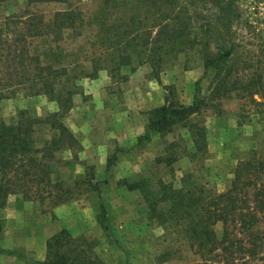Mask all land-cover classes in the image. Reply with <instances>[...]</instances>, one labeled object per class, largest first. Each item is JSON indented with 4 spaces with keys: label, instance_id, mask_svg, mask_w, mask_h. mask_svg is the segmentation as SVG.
I'll list each match as a JSON object with an SVG mask.
<instances>
[{
    "label": "rangeland",
    "instance_id": "374dc122",
    "mask_svg": "<svg viewBox=\"0 0 264 264\" xmlns=\"http://www.w3.org/2000/svg\"><path fill=\"white\" fill-rule=\"evenodd\" d=\"M69 8L79 12L81 25L62 27L58 33L47 28L58 11ZM177 12L183 22H190L189 39L180 38L168 53L162 52L159 65H138L151 46L147 40L158 38L157 23ZM124 36L141 53L121 65L126 51L113 46L124 44ZM225 47L231 55L218 60ZM206 57L213 61L208 70ZM48 65L67 66L56 86L64 93L70 90L72 106L58 119L69 129L88 123L101 134L106 127L119 130L118 122L130 112L139 110L149 117L168 96L191 104L198 91L207 97L220 79L225 80V94L207 98L199 112L153 132L149 139L140 140L143 133L132 145L89 150L81 161L73 158L78 148L79 156L84 155L80 147L57 151L49 174L62 186L54 188L55 194L72 192L67 201L27 199L21 193L9 197L28 204L31 209L25 214L37 221L61 215L74 236L94 242L106 264L202 262L204 251L195 237L199 210L231 186L239 163L264 161V0H150L144 5L138 0L126 5L105 0H0V121L62 113L56 99L32 93L39 67ZM220 68L222 74L217 75ZM35 128L40 145L55 133L50 124ZM198 130L205 136L199 144ZM115 153L108 170V159ZM90 156L96 164L87 163ZM91 176L101 181L99 192L88 184ZM257 176L264 180L263 170ZM244 193L239 206H253L252 188ZM101 203L116 242L99 222ZM5 214L2 210L4 227ZM258 227V256L235 255L228 264H264V219ZM211 228L222 236V222Z\"/></svg>",
    "mask_w": 264,
    "mask_h": 264
},
{
    "label": "trees",
    "instance_id": "16d2710c",
    "mask_svg": "<svg viewBox=\"0 0 264 264\" xmlns=\"http://www.w3.org/2000/svg\"><path fill=\"white\" fill-rule=\"evenodd\" d=\"M35 1H56V0H35ZM116 5L130 3L131 0H105ZM140 3L147 4L150 0H138ZM156 3V0H151ZM78 11L69 8L64 11H58L55 14L52 23L47 24V28L55 30L58 33L62 27H76L81 25L83 21L78 17ZM158 38L154 41L147 40L146 45H151L144 52V58L140 59L138 65L142 63H152L154 66L159 65L162 59V52L168 53L173 47L176 40L180 38L189 39L186 30L190 26V22H183L181 15L172 14L165 15L160 22ZM124 44L114 43L118 52L125 50L121 54L120 64H129L131 56L139 52L136 50L137 44H131L129 38ZM113 40L112 38H110ZM109 39V40H110ZM56 40V39H55ZM162 41L161 43H158ZM179 42V41H178ZM190 42V41H189ZM112 43V42H111ZM156 43V44H155ZM154 44V45H153ZM130 48L131 51L127 49ZM223 52L219 54L218 60L225 59L231 55V49L223 48ZM133 53V54H131ZM141 53V52H139ZM206 57L205 69L208 70L211 61ZM137 66V65H136ZM136 66H131L135 69ZM41 70L31 89H36L33 94L45 93L50 95L52 99H56L62 113L55 112L49 114L45 118L22 117L13 123L0 121V236L4 229V220L1 216L2 209L6 206L11 194L21 193L27 199L56 197L57 203L67 201L72 197V193L55 194L54 188H62L60 182H53L49 174V168L55 163L56 152L64 148L79 147L78 141L69 127L61 120L60 114H64L72 106V94L70 90L63 92V88H57V79L67 73V66L54 67L48 65L46 68L39 67ZM48 70L42 74V70ZM221 68L217 75H221ZM39 85V86H37ZM229 87L225 80H219L218 84L212 89L209 96L204 97L198 93L195 95L191 104H181L175 99L168 96L163 105L155 107L149 111V121L146 131L140 140L149 139L153 132H163L170 128L177 120H181L194 112H199L206 104L207 98H213L225 94ZM36 124H50V128L55 132L44 141L43 145L38 143L35 137ZM200 140L204 134L198 130ZM116 153L110 157L107 162L109 170L116 160ZM78 161L77 153L74 157ZM58 161L69 162L70 160L60 159ZM264 161L257 162H241L235 168V176L231 186L224 192L214 196L209 207L205 210L200 209L196 222V239L198 246L202 252V262L199 264H228L235 260V255H248L249 258L258 256V248L261 244V230L258 227L259 222L264 219V180L258 178V174L264 173L262 168ZM255 173V174H254ZM256 175V176H253ZM92 189L100 191L101 181L94 177L87 181ZM252 188L253 206L241 207V194H246ZM107 212L103 205L100 204L99 222L104 228L107 236L114 240L109 222L106 221ZM222 222L223 233L218 236L215 229L211 228L216 223ZM207 223V224H206ZM209 223V228H208ZM211 225V226H210ZM231 225L233 227H231ZM238 226V228H236ZM262 238V237H261ZM96 244V243H95ZM221 250V254L217 253ZM0 251H6L0 246ZM208 253L211 255L209 256ZM223 260H216L217 257ZM241 256V257H242ZM244 264H248L245 260ZM35 264H106L100 253L95 249L94 242L88 240L84 235L74 236L67 229H63L48 238L46 242V256L41 261H35Z\"/></svg>",
    "mask_w": 264,
    "mask_h": 264
},
{
    "label": "crops",
    "instance_id": "0c3cea01",
    "mask_svg": "<svg viewBox=\"0 0 264 264\" xmlns=\"http://www.w3.org/2000/svg\"><path fill=\"white\" fill-rule=\"evenodd\" d=\"M125 118V120L118 122L121 125L119 130L106 127L102 131L103 134L88 123L70 128L78 141L80 150L82 149L84 153V155L79 156L78 148L79 161L88 157L86 153L89 150H101L105 147H114L115 144L120 147L132 145L138 136L145 133L149 121L147 114L135 110L130 112V116L126 114ZM90 157L91 159L87 160V163L96 164L97 161L93 160L94 156ZM26 209H31L28 204L10 199L2 209L4 214L6 213L7 225L0 236V246L6 250L0 251V264H35V261H41L45 258L46 242L49 237L63 229H67L73 235L70 226L64 225L61 215H58V219L55 220L44 219L43 221L41 218V221H37L38 217L32 219L25 214ZM56 211L59 212L60 210L57 209Z\"/></svg>",
    "mask_w": 264,
    "mask_h": 264
}]
</instances>
